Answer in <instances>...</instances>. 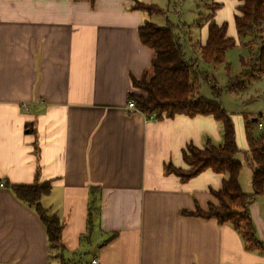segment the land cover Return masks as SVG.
Masks as SVG:
<instances>
[{"label": "crops", "instance_id": "crops-1", "mask_svg": "<svg viewBox=\"0 0 264 264\" xmlns=\"http://www.w3.org/2000/svg\"><path fill=\"white\" fill-rule=\"evenodd\" d=\"M154 1L0 0V264H264V253L248 250L233 226L198 215L217 205L211 190L224 176L209 170L182 182L165 172L187 168L188 145L222 146V125L211 116L158 121L128 108L132 80L152 73L155 58L139 39L150 16L133 6ZM212 3L220 5L215 22L237 40L227 60L237 50L241 64L259 48L253 38L239 40L242 2ZM208 29L188 45L197 54ZM228 82L227 74L223 88ZM251 83L250 95L264 103V76ZM222 97L238 147L248 151L245 121L256 114L229 111ZM260 115L264 121V105ZM243 174L252 188V172L243 168L241 186ZM37 182L52 184L41 203L63 224L61 257L37 211L9 188ZM249 212L264 244V194Z\"/></svg>", "mask_w": 264, "mask_h": 264}, {"label": "trees", "instance_id": "trees-1", "mask_svg": "<svg viewBox=\"0 0 264 264\" xmlns=\"http://www.w3.org/2000/svg\"><path fill=\"white\" fill-rule=\"evenodd\" d=\"M94 3L96 0H76ZM242 5L235 16V24L239 40L252 39L259 43V48L247 59H241L243 70L240 74L232 75L227 63V52L237 47V40L227 36V25H218L214 20L215 11L220 8L217 3L205 5L210 14L202 17L198 27L208 24V39L200 47L199 54L204 63L210 66L226 65L229 82L226 91L238 93L245 91L248 84L264 76V0H240ZM136 11L147 13L150 17L165 15L155 4L136 2ZM208 18V19H207ZM183 30V29H182ZM182 30L169 20L165 27L158 26L152 21L146 22L139 29V39L143 46L152 50L155 58L152 62V73L146 74L141 80L133 79V89L139 93L130 92L128 103L135 105V111L142 113L148 119L162 121L174 119L178 116L194 118L197 116H211L223 128L224 144L215 146L208 143L205 149L188 145L183 150V160L186 169L167 165L165 172L174 174L182 182L202 175L206 171L224 176L220 190H211L217 200V205L211 204L205 213H199L205 219H214L219 225L229 224L241 234V238L248 250H258L264 253V244L256 236L255 227L251 221L249 206L256 197L264 194V130L258 136L253 135L255 126L261 120L259 117L245 121V132L248 143L246 165L252 170V192L243 190L240 176L244 163L236 159L243 152L237 144L236 128L232 115L221 103L222 90L212 85L213 99L201 97L200 80L206 78V73L200 71L186 56V46L181 40ZM190 34V32H189ZM9 188L17 199L37 211L47 231L49 248L58 251L56 257L62 256L63 224L56 215L49 214L42 206V199L51 193V182L34 184H10ZM90 223L92 222V208L90 209Z\"/></svg>", "mask_w": 264, "mask_h": 264}, {"label": "rangeland", "instance_id": "rangeland-1", "mask_svg": "<svg viewBox=\"0 0 264 264\" xmlns=\"http://www.w3.org/2000/svg\"><path fill=\"white\" fill-rule=\"evenodd\" d=\"M210 3H212V0H155L153 4L157 5L163 11H165V15L154 16L152 18H150L149 16L148 17L149 20H151L153 23L157 24L158 26L165 27L166 21L169 20L180 30H182V28H187L188 31L191 33L190 39H187V41L185 39L183 41L184 37L182 32L180 31L181 40L184 43V45L187 46L186 49L187 51H189V54L191 56V57L188 56V60L192 61L193 63H196L198 69L206 73L207 79L201 78L200 80L199 94L201 97L210 100L213 99L212 85H217L218 87L222 88V94L223 97L227 100L225 103L229 111H232V109H236L243 114L252 113L253 115L256 114L254 116L261 118L260 114H262L264 103L261 97H259L256 100L255 99L256 97H253L255 95L253 94L252 96L250 95L252 92H254L256 86L255 83L250 82V85L248 86V88L245 90L244 93L240 91V94L238 93L239 94L238 98H234V96H232L233 97L232 98L228 94V91H226V89L223 88V86L226 85L227 74H228V69L226 65H218V67L214 69L213 66L204 63L200 57V54H197V52H194L193 50H191L190 46H188L190 45L191 42L200 39L201 32L199 30L200 27H198V23L201 22V20H203L202 17L205 18L204 15L207 16V14L210 12V10L205 7V5ZM236 51L237 50H232V52H230L229 61L227 60L231 68L230 72L232 71V73H236L235 75L240 74L242 70L240 60L238 57L239 54ZM133 92H136L138 94L139 90L133 89ZM262 119L263 118H261V120ZM254 129L255 132H257L258 126H255ZM245 136L246 134H244V138H245L244 140L246 143ZM236 159L245 163L246 154L244 152H241L236 156ZM245 171L249 173L252 172V170L247 165H245L244 167V173ZM244 177L245 176L243 174L242 187L246 192H251L252 188H250V181H247Z\"/></svg>", "mask_w": 264, "mask_h": 264}, {"label": "built area", "instance_id": "built-area-1", "mask_svg": "<svg viewBox=\"0 0 264 264\" xmlns=\"http://www.w3.org/2000/svg\"><path fill=\"white\" fill-rule=\"evenodd\" d=\"M128 108H130V109H132V110H134L135 109V105H134V103H128ZM258 129L259 130H264V122L263 121H260L259 123H258ZM1 186H4V184L3 183H1ZM88 264H100V261L97 259V258H95V259H92Z\"/></svg>", "mask_w": 264, "mask_h": 264}]
</instances>
